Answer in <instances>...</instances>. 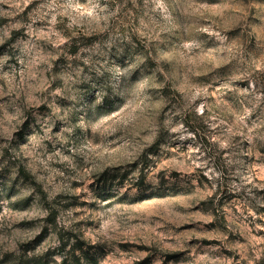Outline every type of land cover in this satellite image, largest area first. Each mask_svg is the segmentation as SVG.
Instances as JSON below:
<instances>
[{
	"label": "rangeland",
	"instance_id": "1",
	"mask_svg": "<svg viewBox=\"0 0 264 264\" xmlns=\"http://www.w3.org/2000/svg\"><path fill=\"white\" fill-rule=\"evenodd\" d=\"M0 264H264V0H0Z\"/></svg>",
	"mask_w": 264,
	"mask_h": 264
},
{
	"label": "trees",
	"instance_id": "2",
	"mask_svg": "<svg viewBox=\"0 0 264 264\" xmlns=\"http://www.w3.org/2000/svg\"><path fill=\"white\" fill-rule=\"evenodd\" d=\"M143 183V176L140 177L139 181L137 182V184H142ZM63 261H65V259H63Z\"/></svg>",
	"mask_w": 264,
	"mask_h": 264
}]
</instances>
